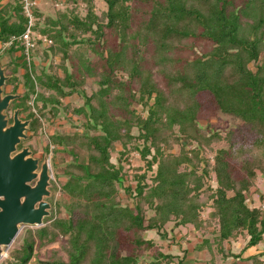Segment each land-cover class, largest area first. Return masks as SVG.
<instances>
[{"label": "trees", "instance_id": "obj_1", "mask_svg": "<svg viewBox=\"0 0 264 264\" xmlns=\"http://www.w3.org/2000/svg\"><path fill=\"white\" fill-rule=\"evenodd\" d=\"M15 1L0 4V46L25 29ZM59 1L64 8L54 17L37 10L40 33L52 41L44 51L58 57L62 71L65 60L72 67L62 77L46 75L45 87L58 97L73 90L83 97L78 89L95 76L99 89L72 108L82 118L70 123L73 130L58 125L48 136L44 153L69 157L60 187L67 216L50 210V222L25 235L26 254L36 243L62 240L63 256L54 250L49 264H81L87 252L95 264H138L146 251L144 264H170L173 255L143 232L165 234L173 223L194 231L216 226L212 240L194 243L211 253L202 264H216L215 254L239 264L241 253L224 242L242 239L244 247L262 244L264 255V194L259 205L248 196L264 175L253 163L264 160V0H103L100 14L94 0H83L82 16L79 0ZM56 95L43 98L42 108L49 101L55 114ZM219 112L243 124L222 134L208 125ZM37 122L33 116L30 123ZM219 142L226 146L215 149ZM130 150L144 168L123 185L131 199L123 203L118 188Z\"/></svg>", "mask_w": 264, "mask_h": 264}, {"label": "rangeland", "instance_id": "obj_2", "mask_svg": "<svg viewBox=\"0 0 264 264\" xmlns=\"http://www.w3.org/2000/svg\"><path fill=\"white\" fill-rule=\"evenodd\" d=\"M8 1L12 4L16 3L15 0H0V4H5ZM76 7L79 10V15H84L86 11L85 2L83 0L77 1ZM61 8H64V5H61L59 0H38L37 5L31 9V13L34 17V25L32 27V30L35 46L29 51L31 57L30 61L26 60L24 47L22 44H20V41H16L13 47L4 45L0 46V64L2 67L4 66L6 68V72H10V74L13 75L12 78L8 80L7 83H5L4 88L6 90L14 89V94L20 95L18 98L12 100L11 105L7 109L9 111L7 112L6 110V113L10 116L12 109L16 108L20 109L18 115L19 118L23 120L29 119L31 122L33 116L37 117V123H39V126L37 125L38 127L36 126V128L35 125L30 123V127H33V129L29 128V130H27L29 138L27 137L26 139L22 140L21 145L30 147L34 155L39 157H41L42 155L44 156L45 154L44 147L48 143V136L50 135V132L56 129L58 125L62 129L64 128L67 131L73 130L70 123H79L82 118H78L76 115H74L72 113V108L80 106L84 101V96H92L99 89V85L97 84L98 79L95 76L88 77L85 84L78 89L80 91L82 90V93H84L83 97L82 95L78 96L77 92H74V90L68 95L58 97L55 91L45 87V79L47 78L46 75H51L50 77L59 75L62 77L65 75L66 71L71 70L72 65L70 64L69 60H65L63 62L64 65L62 71L61 67L58 64V57L55 56L52 52H50L49 54L48 52L44 51L45 49L49 48V45L44 46L40 41H36V34L40 33L39 23L41 20V18L37 16V10L40 11V13H47L54 17L55 13ZM105 8L106 5L103 0H94V11L97 14H100L105 10ZM26 20L27 19L25 18V23ZM260 57L264 59V48L262 49V51H260ZM43 67H46V69L43 70ZM250 68L254 71L255 64L251 63ZM25 72H27V76H25ZM28 78H30V81L33 83L31 86L25 81ZM66 90H68V88H66ZM49 95H56L59 100L55 108V114L51 112L52 110H49L52 105L51 103H49V101L45 102L44 108H42L41 106L43 104V98H46ZM67 104L68 106H65ZM200 124L205 125L206 121L201 120ZM242 124L243 123L239 118L221 112L211 116L208 119V125L212 126L214 130H217L222 134L233 131L237 128L238 125ZM131 133L136 134L137 128L133 127ZM233 136L237 137L239 136V133H234ZM244 141L248 143L250 140ZM116 145L117 149H120V145L118 143ZM221 146H226V143L219 142L213 144V147L215 149ZM175 150H178L177 146H175ZM118 155L119 154L117 151L113 152V162H116ZM206 155L211 154L207 152ZM47 157L49 158L51 175L53 177L50 180L51 196L50 198H48V201L51 203L52 217H66L67 213L64 209H62L61 206L62 201L66 199V195L63 193V190H61L60 187L66 179V176L62 172V169L69 157L61 154L52 156L51 152L47 154ZM125 159L126 160L124 162V168L126 169L125 171L127 176L124 178L122 185L119 186L118 189L121 192V201L123 203H129L131 199L129 195L124 192L122 187L123 185H127L128 183H134V180L132 179L133 174L137 173V171L138 173H140V171L142 172L141 169L144 168V161H142L139 154L134 150H130ZM261 159H256L253 163L255 167H263L264 169V160ZM256 171L257 173L259 172L257 168ZM212 182V185L215 186V182ZM251 184L252 187L248 196L251 197L250 199H252L255 205H259L261 201L259 193L264 194V175L258 173L257 178L253 180ZM208 211L209 210L206 209L204 214L207 215ZM151 213L152 212L150 210L147 211L148 215H150ZM49 222L50 221L44 222L43 220V224L41 226L22 225L19 233L12 241V243L4 248L5 254L0 259V264H49L48 262L52 261L51 259L54 250H58L56 252L59 253V255L63 256L64 252L59 248V245H64V241L62 240H59L57 241V243L51 245L39 246L36 243V245H34V248L31 251H28V253L26 254L24 237L27 232H34L36 231V229L47 225ZM191 228L192 226L175 227V225L171 223L167 227L168 230L164 231L165 234L145 231L143 232V235L144 237L154 238L156 244L163 252L173 255V259L170 264H179L180 257L183 255V250L186 249V251L188 250V252H191L193 244L197 240H201L204 237H208V239L212 240L216 231L215 225L209 226L206 231H194ZM176 229H178V231ZM188 243H190V245ZM241 243L243 244L241 246L242 248L245 245L244 239L241 240ZM224 245L225 247H228V245L230 244L224 242ZM195 246L196 244H194V248L192 250L194 255H185L186 257L183 258L180 264H182L184 260L187 264L199 263L200 259L198 258H200L201 255L198 254L197 246ZM147 252L150 253V251H146L144 259L142 260V262L140 260L138 264H144L145 261L148 260ZM203 253L204 257L207 259H210L212 257L210 252L208 253L207 251H204ZM184 254H186V252H184ZM91 256V253L87 252L84 257L81 258V264H95ZM254 260L256 261V259ZM214 261L217 264H223L232 261V258L228 257L227 259H223L220 255L215 254Z\"/></svg>", "mask_w": 264, "mask_h": 264}, {"label": "water", "instance_id": "obj_3", "mask_svg": "<svg viewBox=\"0 0 264 264\" xmlns=\"http://www.w3.org/2000/svg\"><path fill=\"white\" fill-rule=\"evenodd\" d=\"M8 78L0 64V259L22 225L41 226L51 210V203L46 200L51 196L52 179L47 154L39 165L29 147L16 151L21 139L27 138L30 120L19 118L20 109H15L8 124L6 110L20 96L3 93Z\"/></svg>", "mask_w": 264, "mask_h": 264}, {"label": "built area", "instance_id": "obj_4", "mask_svg": "<svg viewBox=\"0 0 264 264\" xmlns=\"http://www.w3.org/2000/svg\"><path fill=\"white\" fill-rule=\"evenodd\" d=\"M22 4V12L24 16L27 18L25 29L19 35H12L10 38L4 42V46H12L16 41H20V44L24 47L25 57L27 61L31 60L29 51L31 48L35 46V42L33 41V30L32 27L34 25V17L31 13V9L37 5L38 0H20ZM36 41H40L43 45H50L51 40L41 33L36 34ZM260 207L264 209V200L261 202Z\"/></svg>", "mask_w": 264, "mask_h": 264}, {"label": "crops", "instance_id": "obj_5", "mask_svg": "<svg viewBox=\"0 0 264 264\" xmlns=\"http://www.w3.org/2000/svg\"><path fill=\"white\" fill-rule=\"evenodd\" d=\"M200 240H197V242ZM246 241H244L245 243ZM190 245V243H188ZM243 244L241 243V241H234L232 242L230 245H228V247H226L227 249H230L232 252L234 253H241L240 254V260H239V264H256V262L254 261V259L256 258L257 260L261 261V264H264V255H261L260 252L263 250V245L262 244H257L255 246H250V247H242ZM194 246V244H193ZM192 246V250L193 247ZM187 252L186 256L189 255H194L193 252ZM204 251H207L209 253V251L207 249H202L201 251H198V254L201 255L198 264H202L201 262H204L205 258L204 257ZM185 256V257H186ZM252 258V259H251ZM180 264V263H179ZM182 264H187L184 260V262ZM217 264V263H216ZM260 264V263H259Z\"/></svg>", "mask_w": 264, "mask_h": 264}, {"label": "flooded vegetation", "instance_id": "obj_6", "mask_svg": "<svg viewBox=\"0 0 264 264\" xmlns=\"http://www.w3.org/2000/svg\"><path fill=\"white\" fill-rule=\"evenodd\" d=\"M5 75L9 76V78L6 80V83H7V81L10 80V79L12 78V74H10V72H6V68H5ZM3 93L6 94V93H15V92L12 91L11 89H10V90H6V89L4 88V92H3ZM11 103H12V101L10 102L9 106L11 105ZM15 109H16V108H13V109H12V112L10 113V116H9V114H8V124H11V119H12L13 111H14ZM8 111H9V110H7V112H8ZM28 128H30V123H29ZM28 130H29V129H28ZM26 134H27V131H26ZM28 135H29V134H27V137H28ZM28 138H29V137H28ZM22 140H24V139H21L20 143L16 146V151H19V150L22 149L23 147H28V146L21 145ZM29 150L31 151V156L37 158V159H38V162H39V165H40V163L43 161V157H44V156L42 155L41 157H39V156L34 155V153L32 152V150L30 149V147H29ZM50 168H51V167H50ZM52 178H53V177H52ZM33 183H34V182H32L31 184H33ZM49 189H50V187H49ZM46 200H48V199H46Z\"/></svg>", "mask_w": 264, "mask_h": 264}]
</instances>
